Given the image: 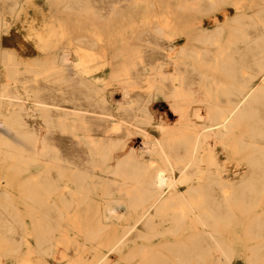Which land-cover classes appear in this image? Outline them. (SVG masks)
<instances>
[{"label": "bare ground", "instance_id": "6f19581e", "mask_svg": "<svg viewBox=\"0 0 264 264\" xmlns=\"http://www.w3.org/2000/svg\"><path fill=\"white\" fill-rule=\"evenodd\" d=\"M50 2L26 57L0 0V264H264V0Z\"/></svg>", "mask_w": 264, "mask_h": 264}, {"label": "rangeland", "instance_id": "374dc122", "mask_svg": "<svg viewBox=\"0 0 264 264\" xmlns=\"http://www.w3.org/2000/svg\"><path fill=\"white\" fill-rule=\"evenodd\" d=\"M26 8L23 11V13L20 15V19H15L14 27L16 29L17 35L14 41L12 43L9 42L10 46H14L18 51H25L24 56L31 57L36 56L40 54H45L44 52H38L35 50V47L39 43V39L37 37V32L42 30L44 32H48V26L50 25L51 20V9L52 4L50 0H32L31 5H28V1L25 0ZM249 9V8H248ZM236 14V8L233 4H228L227 6L223 7L216 13V17L220 20H223L224 18L233 17ZM214 16L205 17L208 20L213 21ZM7 38L4 39V45L7 43ZM25 42L28 44H31L30 48H23L22 45H18V43ZM27 49V50H22ZM51 48L45 50L50 51ZM27 51V52H26ZM22 56V57H24ZM166 100L162 97L158 98L157 101H155L152 104V108L154 113L159 114L163 116L164 120L172 125L176 122L177 115L176 113H172L168 107H164L161 104L165 103ZM138 146V144H137ZM239 166H237L236 163L230 162L229 163V169L230 171L238 169ZM243 168V167H242ZM4 183V172L0 168V184ZM59 257V256H58ZM238 264H246L245 259L243 256H239L237 259ZM53 264H59L58 260H53Z\"/></svg>", "mask_w": 264, "mask_h": 264}]
</instances>
